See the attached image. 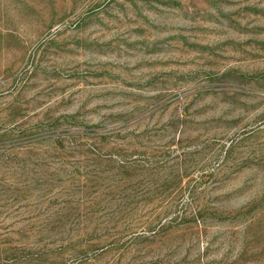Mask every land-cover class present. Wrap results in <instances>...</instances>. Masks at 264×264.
<instances>
[{
	"label": "rangeland",
	"instance_id": "374dc122",
	"mask_svg": "<svg viewBox=\"0 0 264 264\" xmlns=\"http://www.w3.org/2000/svg\"><path fill=\"white\" fill-rule=\"evenodd\" d=\"M0 264H264V0H0Z\"/></svg>",
	"mask_w": 264,
	"mask_h": 264
}]
</instances>
